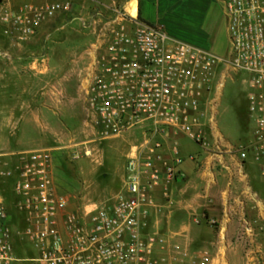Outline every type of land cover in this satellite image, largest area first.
I'll return each mask as SVG.
<instances>
[{"label": "built area", "instance_id": "obj_1", "mask_svg": "<svg viewBox=\"0 0 264 264\" xmlns=\"http://www.w3.org/2000/svg\"><path fill=\"white\" fill-rule=\"evenodd\" d=\"M221 2L230 41L226 59L121 8L102 24L80 93L87 122L101 140L142 133L130 147L123 188L104 203L76 208L57 186L55 150L0 154V182L13 181L17 215L15 222L0 195V264H215L208 251L172 243L156 230L153 216L155 191L161 189L169 203L171 185L182 176L184 160L176 143L168 147L169 139L182 134L211 149L214 105L231 75L245 76L260 141L240 157L264 161V0ZM71 10L69 2L0 0V27L11 45L21 47ZM0 56L7 55L0 49ZM92 155L84 148L72 160Z\"/></svg>", "mask_w": 264, "mask_h": 264}, {"label": "rangeland", "instance_id": "obj_2", "mask_svg": "<svg viewBox=\"0 0 264 264\" xmlns=\"http://www.w3.org/2000/svg\"><path fill=\"white\" fill-rule=\"evenodd\" d=\"M48 2L53 0H37L35 3ZM207 2L160 0L157 14L161 25L158 26H163V30L173 39L195 45L226 59L230 41L223 4L221 1L217 3V21H201V16H205L206 12L202 7L207 9ZM149 4L148 1L142 3L144 14L150 12ZM194 4L198 5L195 6L197 9L193 8ZM154 22L156 23L150 24L157 25V21ZM205 30H210L209 37L203 35ZM93 41L90 30L84 28L81 22H73L67 23L62 31L51 34L48 41L43 36H37L30 43L15 47L4 37L0 27V49L10 55L18 53L22 56L23 67L27 68L30 63L29 58H24L28 55L38 57L49 53L51 58L47 64L49 69L35 73L25 69L26 72L20 75L18 81L12 62L0 56V154L55 150V179L58 188L71 196L76 208L104 203L122 190L130 147L142 141V133L139 131L118 139L98 138L87 122V112L84 111V104L76 86L75 80L80 78L77 76L79 73H66L65 69H61L60 58L67 61L79 58L91 48ZM66 75L69 77L67 92L60 89V82ZM19 82L25 87H17ZM28 84L30 87L26 88ZM249 93L245 76L231 75L225 80L221 95L214 105L216 129L213 131H218L232 145L240 144V118L246 112ZM59 98H63V102L68 99L74 101L77 108L71 107L72 114L68 115L66 110L60 114V106L57 104ZM212 98L216 96L213 95ZM11 117L13 120L10 121ZM249 129L253 131V123H250ZM178 142L196 147L195 143L182 134L179 135ZM84 148L93 150L92 157L82 156L73 161V153ZM156 230L173 243L170 233L163 231L161 227ZM29 250L33 251L30 246Z\"/></svg>", "mask_w": 264, "mask_h": 264}, {"label": "crops", "instance_id": "obj_3", "mask_svg": "<svg viewBox=\"0 0 264 264\" xmlns=\"http://www.w3.org/2000/svg\"><path fill=\"white\" fill-rule=\"evenodd\" d=\"M28 1L35 3L37 0H13L12 3L20 5ZM56 1L71 3L72 10L45 25L38 37L43 36L48 41L51 34L62 31L67 23L73 22H81L90 30L94 39L90 49L74 60L60 58L61 69L66 73H79L80 78L94 60V45L100 40L102 24L117 17L115 9L121 8L131 14L129 8H135L136 16L131 15L139 21L148 24L157 21V25H161L157 14L160 0H53ZM144 1L150 2L151 9L145 14L142 11ZM206 1L207 9L202 7L206 12L201 21H217V3L221 0ZM195 6L198 5L193 6L197 9ZM203 35L209 37L210 30H205ZM6 55L1 58L12 62L18 81L26 70L44 72L51 60L49 53L38 57L28 55L24 58H29L30 63L25 68L18 53ZM80 78L77 77L75 82L82 99ZM68 80L66 75L60 82V89L65 92ZM17 87L23 86L19 82ZM29 87L28 84L26 88ZM62 99L57 101L60 114L65 110L68 115L72 114L71 107L77 108L74 101L67 98L63 102ZM240 120L242 137L238 145L228 143L218 131L209 135L210 150L196 144V147L179 144L178 137L170 138L168 147L176 143L184 160L180 167L182 176L171 185L169 203L162 198L161 189L154 194L159 206L153 216L155 225L170 233L174 244L192 252L209 251L216 260L215 264H264V161L256 163L252 155L247 160L240 157L242 150H250L260 143L257 122L248 112V101ZM250 123L254 124L253 131L249 129Z\"/></svg>", "mask_w": 264, "mask_h": 264}, {"label": "trees", "instance_id": "obj_4", "mask_svg": "<svg viewBox=\"0 0 264 264\" xmlns=\"http://www.w3.org/2000/svg\"><path fill=\"white\" fill-rule=\"evenodd\" d=\"M0 195L4 198L5 204L9 209L14 221L16 222V197L13 190V181H1L0 182Z\"/></svg>", "mask_w": 264, "mask_h": 264}, {"label": "bare ground", "instance_id": "obj_5", "mask_svg": "<svg viewBox=\"0 0 264 264\" xmlns=\"http://www.w3.org/2000/svg\"><path fill=\"white\" fill-rule=\"evenodd\" d=\"M129 10L133 16H136L137 10L135 8H129Z\"/></svg>", "mask_w": 264, "mask_h": 264}]
</instances>
